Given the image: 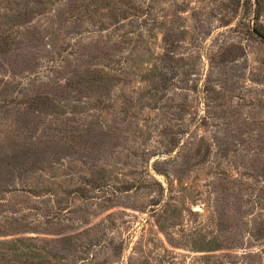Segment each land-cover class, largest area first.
I'll return each mask as SVG.
<instances>
[{
	"label": "rangeland",
	"instance_id": "1",
	"mask_svg": "<svg viewBox=\"0 0 264 264\" xmlns=\"http://www.w3.org/2000/svg\"><path fill=\"white\" fill-rule=\"evenodd\" d=\"M248 1L0 0V264H264Z\"/></svg>",
	"mask_w": 264,
	"mask_h": 264
},
{
	"label": "trees",
	"instance_id": "2",
	"mask_svg": "<svg viewBox=\"0 0 264 264\" xmlns=\"http://www.w3.org/2000/svg\"><path fill=\"white\" fill-rule=\"evenodd\" d=\"M248 2H250V0ZM254 2L256 4V15H258L260 13V11L262 10V7L264 5V1L263 0H254ZM258 33L261 34L260 32H258Z\"/></svg>",
	"mask_w": 264,
	"mask_h": 264
},
{
	"label": "water",
	"instance_id": "3",
	"mask_svg": "<svg viewBox=\"0 0 264 264\" xmlns=\"http://www.w3.org/2000/svg\"><path fill=\"white\" fill-rule=\"evenodd\" d=\"M260 39L264 40V36L258 34V33H255Z\"/></svg>",
	"mask_w": 264,
	"mask_h": 264
}]
</instances>
